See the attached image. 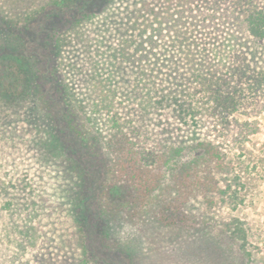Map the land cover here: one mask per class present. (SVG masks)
I'll return each mask as SVG.
<instances>
[{"label": "rangeland", "instance_id": "rangeland-1", "mask_svg": "<svg viewBox=\"0 0 264 264\" xmlns=\"http://www.w3.org/2000/svg\"><path fill=\"white\" fill-rule=\"evenodd\" d=\"M143 2L162 13L148 21L147 37L159 39L172 9L154 0H0V72L7 77L13 62L26 71L22 95L0 98V264H264V116L245 153L228 158L246 157L241 182L212 169L203 150H154L166 135L134 118L140 38L121 31ZM186 4L188 16L208 20L194 39L197 61L231 40L246 20L236 9L264 12V0ZM125 40L130 59L116 52ZM156 46L165 75L170 45ZM258 54L264 60V47ZM127 109L135 122L126 127ZM212 123L199 130L216 136ZM196 131L185 133L192 140Z\"/></svg>", "mask_w": 264, "mask_h": 264}, {"label": "trees", "instance_id": "trees-1", "mask_svg": "<svg viewBox=\"0 0 264 264\" xmlns=\"http://www.w3.org/2000/svg\"><path fill=\"white\" fill-rule=\"evenodd\" d=\"M75 1L71 0L72 3ZM154 1L162 2L163 6H170L172 9L171 12L167 11L170 18H167V15L164 17L167 27L165 33L163 23L160 22L159 39L155 33H150L147 37L148 21L154 19L158 22L162 15L156 13L155 4L143 2L145 8L140 7L131 14L133 20L127 22L121 29L124 34L130 33V37L136 34L140 38L134 52L141 69L139 72L138 68H135L138 83L137 85L135 83L136 91L133 90L136 92L135 97L132 94L137 102L134 118L136 117V122L143 123L151 118L157 131L166 135L162 138L161 147L157 146L154 150H176V153H180L181 150L192 152L203 150L202 155H205V159L213 163L212 169L215 166L221 167L222 170L231 172L233 178L241 182V177L235 172L239 174L242 172V162H247L246 157L243 161H240L242 156L233 157L231 160L228 158L234 152L238 155L240 152L245 153L240 146L250 143V139L261 130L259 119L264 116V60L258 53L264 47V12L253 13L236 9L239 17H245L246 20L233 26V31H230L231 40L229 38L222 40L219 43L221 48L217 52L210 56L211 52L204 53L197 61L195 55L197 46H194V39L205 25L204 22L208 23V20L204 18L197 21L188 16L190 11L185 9L188 7L186 0ZM197 4L200 6H197L196 13L205 14L204 5ZM85 5L86 3L83 6ZM160 42L170 45L166 47L162 57V62L169 71L165 75L158 69L156 57L155 60L152 57V50L159 49L156 45ZM130 43L129 40L121 42L116 49L117 54L130 59L131 53L126 52ZM201 45L204 52L212 49L208 47L212 46L210 43ZM177 52L181 53V57L174 60ZM13 63L6 66L7 77L4 78L3 72H0V98L10 101H15L22 95L21 75L26 72L23 67ZM145 76V84H142L141 80L145 79ZM166 84L168 86H165ZM188 85L194 86L195 91L191 93L193 95L189 94L188 100H185L182 99L184 93L186 92L185 95L190 93ZM126 117H129L127 121ZM240 117L243 121H240ZM134 118L132 119L130 109H127L124 116L126 127L131 120L132 123L135 122ZM209 121L212 127L215 126L212 129L216 136L199 130L202 128V122ZM171 128L181 136L172 139L170 136L172 133L167 132ZM191 128L198 129L192 140L185 133ZM126 131L124 128L122 137L130 142L132 133ZM197 155L200 156L199 153ZM234 234L242 240L241 248L245 250L247 245L245 230L237 225Z\"/></svg>", "mask_w": 264, "mask_h": 264}]
</instances>
